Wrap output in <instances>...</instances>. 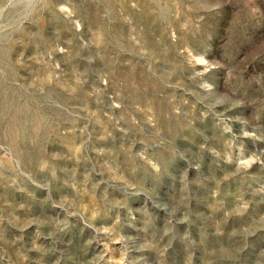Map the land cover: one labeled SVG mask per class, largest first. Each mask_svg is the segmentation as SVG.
I'll list each match as a JSON object with an SVG mask.
<instances>
[{
  "label": "rangeland",
  "instance_id": "obj_1",
  "mask_svg": "<svg viewBox=\"0 0 264 264\" xmlns=\"http://www.w3.org/2000/svg\"><path fill=\"white\" fill-rule=\"evenodd\" d=\"M0 264H264V0H0Z\"/></svg>",
  "mask_w": 264,
  "mask_h": 264
}]
</instances>
